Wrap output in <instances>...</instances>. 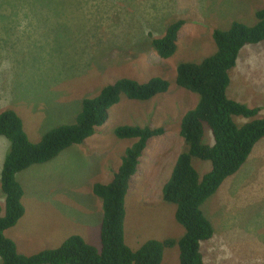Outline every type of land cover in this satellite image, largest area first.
<instances>
[{"label":"rangeland","instance_id":"1","mask_svg":"<svg viewBox=\"0 0 264 264\" xmlns=\"http://www.w3.org/2000/svg\"><path fill=\"white\" fill-rule=\"evenodd\" d=\"M262 7L264 0H0V113L17 114L31 143L55 127L73 124L84 99L120 78H160L168 84L166 92L146 102L121 96L108 109L106 122L82 144L16 175L24 214L4 235L18 253L55 249L72 235L100 248L102 204L92 186L112 179L134 143L115 136L120 126L164 129L148 141L131 180L125 243L135 250L151 239L183 236L175 207L162 200L161 190L184 148L180 119L198 96L176 85V69L214 53L213 30H226L232 22L252 26ZM178 20L184 25L176 51L161 59L151 40ZM228 75L227 97L259 108L257 117L263 118L264 41L246 45ZM202 142L213 143L206 127ZM9 146L0 137V172ZM192 165L200 177L210 170L206 161L193 159ZM200 210L214 231L200 245L205 264H264V138ZM160 264H178L177 248H166Z\"/></svg>","mask_w":264,"mask_h":264},{"label":"trees","instance_id":"2","mask_svg":"<svg viewBox=\"0 0 264 264\" xmlns=\"http://www.w3.org/2000/svg\"><path fill=\"white\" fill-rule=\"evenodd\" d=\"M254 16L256 21L252 26L232 22L226 30H213L214 53L199 63L185 62L176 69V85L198 96L195 107L180 119L179 136L184 148L161 190L162 200L174 205V219L184 230L178 240L151 239L135 250L125 243V198L131 180L148 141L164 133L163 128L136 126L115 129L118 139L134 143L125 150L112 179L92 186L94 196L102 204L99 249L72 235L55 249L26 256L18 253L15 243L4 235L24 214L23 188L16 180L18 173L53 160L68 147L82 144L106 122L108 109L121 96L146 102L167 91L166 81L120 78L103 87L96 97L84 99L73 124L55 127L37 143L28 140L17 114L0 113V137L10 144L0 172L3 195L0 264H160L164 250L172 247L178 250V264H204L200 245L212 239L214 231L200 207L226 179L238 172L254 146L264 138V117H257L259 108H249L226 95L230 85L228 73L235 67L240 51L246 45L264 41V7ZM183 25L181 20L172 22L161 38L151 40V48L158 57L168 59L175 53L178 32ZM234 118L248 122L236 124ZM205 127L211 133V145L202 142ZM193 159L209 162L210 170L200 177L192 165Z\"/></svg>","mask_w":264,"mask_h":264},{"label":"crops","instance_id":"3","mask_svg":"<svg viewBox=\"0 0 264 264\" xmlns=\"http://www.w3.org/2000/svg\"><path fill=\"white\" fill-rule=\"evenodd\" d=\"M205 168H206V171H207V169H208V168H207V167H205ZM200 251H201V248H200ZM201 254H202V252H201ZM202 256H203V254H202ZM203 262H204V264H205V261H204V259H203Z\"/></svg>","mask_w":264,"mask_h":264}]
</instances>
